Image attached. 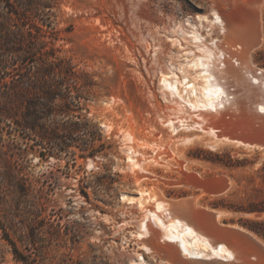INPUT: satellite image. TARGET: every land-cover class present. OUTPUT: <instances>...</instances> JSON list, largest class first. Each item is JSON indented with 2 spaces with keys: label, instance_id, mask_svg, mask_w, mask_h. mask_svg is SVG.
Segmentation results:
<instances>
[{
  "label": "rangeland",
  "instance_id": "obj_1",
  "mask_svg": "<svg viewBox=\"0 0 264 264\" xmlns=\"http://www.w3.org/2000/svg\"><path fill=\"white\" fill-rule=\"evenodd\" d=\"M215 12L236 17L240 25L251 16L258 21L262 41L251 61L264 69V0L54 4L46 40L55 56L74 66L69 83L81 102L70 109L57 106L52 118H36L35 95L25 91L19 127L0 126V264H26L7 236L28 264H170L145 247L146 210L130 200L140 196L141 186L171 199L192 197L197 206L220 211L224 225L250 230L247 220H264V212L237 209L264 201L263 148L230 141L211 145L207 139L213 136L200 127L189 133L204 139L172 142L170 135L179 133L164 123L176 117L161 79L179 60L171 38L182 27L192 29L200 15L214 18ZM195 113L183 116L206 126ZM44 136L66 146L51 148L41 141ZM130 147L142 158L158 157L144 160L152 173L138 177ZM213 180H221V191L209 185Z\"/></svg>",
  "mask_w": 264,
  "mask_h": 264
},
{
  "label": "bare ground",
  "instance_id": "obj_2",
  "mask_svg": "<svg viewBox=\"0 0 264 264\" xmlns=\"http://www.w3.org/2000/svg\"><path fill=\"white\" fill-rule=\"evenodd\" d=\"M246 19H250L247 25H240L232 15H200V22L192 24V29L182 27V34L171 38L179 60L174 69L162 72L161 79L165 98L175 105L176 117L164 119L172 131L179 133L177 137L170 135L172 142L204 139V135L189 133L200 127L213 136L207 139L211 145L230 141L264 149V145L241 136L260 124L250 118L264 120V69L251 61V52L262 36L258 21L252 16ZM158 46L163 51L161 41ZM188 112H197L206 126L189 124L183 116ZM128 135L133 139L131 133ZM130 149L129 159L138 177L152 173L143 166L144 160L158 162V157L145 159ZM163 152L158 150L157 154ZM130 200H137L146 210L141 234L145 247L170 264H264L262 239L238 224L220 223V211L201 208L192 197L171 199L159 189L148 191L141 186L140 196Z\"/></svg>",
  "mask_w": 264,
  "mask_h": 264
},
{
  "label": "trees",
  "instance_id": "obj_3",
  "mask_svg": "<svg viewBox=\"0 0 264 264\" xmlns=\"http://www.w3.org/2000/svg\"><path fill=\"white\" fill-rule=\"evenodd\" d=\"M56 3L58 0H0V126L19 127L25 91L35 95L36 118H52L57 106L70 109L74 102H81V94H73L69 83L74 66L55 56L46 40L52 31L44 26L52 28V7ZM41 141L51 148L66 146L57 143V138L44 136ZM237 209L262 213L264 201ZM244 225L264 236V220H247ZM7 239L16 258L28 264L17 243L9 236Z\"/></svg>",
  "mask_w": 264,
  "mask_h": 264
},
{
  "label": "water",
  "instance_id": "obj_4",
  "mask_svg": "<svg viewBox=\"0 0 264 264\" xmlns=\"http://www.w3.org/2000/svg\"><path fill=\"white\" fill-rule=\"evenodd\" d=\"M250 120H257L258 122L260 121V124L254 128L251 129L249 134H242V138H244L247 141L250 142H255L261 145H264V120L263 118H250ZM209 185L215 186L217 190L221 191L220 184L216 181L213 180L209 183Z\"/></svg>",
  "mask_w": 264,
  "mask_h": 264
}]
</instances>
